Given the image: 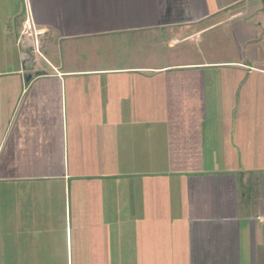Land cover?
<instances>
[{
	"label": "crops",
	"instance_id": "obj_1",
	"mask_svg": "<svg viewBox=\"0 0 264 264\" xmlns=\"http://www.w3.org/2000/svg\"><path fill=\"white\" fill-rule=\"evenodd\" d=\"M0 1L67 47L0 92V264H264V0Z\"/></svg>",
	"mask_w": 264,
	"mask_h": 264
},
{
	"label": "rangeland",
	"instance_id": "obj_2",
	"mask_svg": "<svg viewBox=\"0 0 264 264\" xmlns=\"http://www.w3.org/2000/svg\"><path fill=\"white\" fill-rule=\"evenodd\" d=\"M5 8H6V4L2 5V2L0 1V92L2 94L5 93L8 95H11L12 93H16L19 95L22 93L23 86L25 85L24 87L25 89L26 85H28V83H26V78H24L25 75L27 76L39 75L40 73H42V69L48 70V65L47 62L45 61V58L47 60L49 59L52 63L55 64H58L59 61H63V59L66 60L67 47H65L66 49L64 50V52H60V55L58 52H53V51L45 52L41 50L40 45L35 46L36 48L34 47L35 48L34 50H31L30 47L29 48L27 47L26 49L24 48L22 49L20 47L21 42H18L17 39L21 37V40L23 39L25 40L26 36L28 35L12 34V31H14L15 29L14 27L15 20L6 18V15L3 14ZM39 39H43V37H39ZM93 46L94 45L90 47ZM110 48L112 49V47ZM116 52L117 51L113 49L112 51H106L105 54L107 55L106 56L107 58L104 59V64H100V65L102 67L107 66L109 58H113ZM63 53L64 56L62 57ZM76 54H77L76 60L80 59L83 62L75 63V65L78 67L80 66L83 69H87L90 67V64H92L91 60H99L97 58L104 56V53L102 51H99L97 54V52L95 53L94 50H91L85 44L81 46L80 50H78ZM39 88L40 87H38L37 90H39ZM28 92L29 89L25 91V94H23L22 101L23 99L28 101L32 100ZM1 98L5 99L2 95ZM88 101H90V99H88ZM8 106H11V104ZM4 107H5V102H4ZM4 109H6V107ZM5 129H7V126H5ZM0 134H1V129H0ZM21 134L22 135L18 136L20 137L19 138L20 142H23L27 145V141H25V138L23 137V135H25L24 132L21 131ZM35 134L37 136L41 135V133H39L38 131H36ZM39 137L41 139V136ZM127 147L128 145L125 146V148ZM37 181L38 179H36V182ZM61 240H63V238H58L57 240L58 245H56V250L59 251L57 257L59 260H61L60 264H68L66 259V255H67L66 244L65 247H63V244H59Z\"/></svg>",
	"mask_w": 264,
	"mask_h": 264
},
{
	"label": "built area",
	"instance_id": "obj_3",
	"mask_svg": "<svg viewBox=\"0 0 264 264\" xmlns=\"http://www.w3.org/2000/svg\"><path fill=\"white\" fill-rule=\"evenodd\" d=\"M29 29H31V27L29 26ZM28 30V29H27Z\"/></svg>",
	"mask_w": 264,
	"mask_h": 264
}]
</instances>
